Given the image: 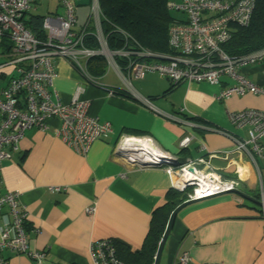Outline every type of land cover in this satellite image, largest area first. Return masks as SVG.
<instances>
[{
  "label": "crops",
  "instance_id": "crops-1",
  "mask_svg": "<svg viewBox=\"0 0 264 264\" xmlns=\"http://www.w3.org/2000/svg\"><path fill=\"white\" fill-rule=\"evenodd\" d=\"M91 2L78 1L76 28L91 19ZM63 12L58 0H42L30 8L24 21L30 20L35 26L36 15L44 18ZM11 48L0 45V65L9 58ZM55 68L49 88L56 90L63 102H69L81 90L82 98L91 102L90 113L100 121L111 122L113 131L95 140L86 154L76 152L53 133L58 119L49 120L47 131L36 126L26 131L1 170L2 192L19 191L21 206L27 212L28 252L4 250L7 264H93L91 245L108 237L122 239L133 250L142 247L153 210L164 203L178 178L162 163H131L127 156L130 149L116 148L121 139L150 140L162 156L176 161L184 157L186 161L179 163L205 157L214 167L241 178L251 196L260 184L254 165L243 154L233 151L218 158L207 154L234 148L232 136L245 133L232 124L229 114L245 108L264 110V96L233 95L219 101L216 95L220 85L203 81L174 84L156 77V73L132 78L134 90L149 98L162 111L159 113L147 108L123 80L112 83L105 81L106 74L92 75L104 86L94 85L62 57L55 59ZM243 73L264 86V62L245 66ZM14 74L12 65L0 68V90ZM133 81L143 82V88ZM181 120L191 124H181ZM185 135H191L192 142L180 148L179 141ZM245 167L250 169L252 181L240 173ZM91 205L95 210L89 213ZM260 207L235 192L185 206L177 214L161 262L175 264L176 258L186 252L188 264H264V212ZM7 212L8 206L3 207L0 216ZM38 251L45 255L42 263L30 256Z\"/></svg>",
  "mask_w": 264,
  "mask_h": 264
},
{
  "label": "built area",
  "instance_id": "built-area-1",
  "mask_svg": "<svg viewBox=\"0 0 264 264\" xmlns=\"http://www.w3.org/2000/svg\"><path fill=\"white\" fill-rule=\"evenodd\" d=\"M41 1L0 0V45L3 40L12 44L9 58L0 68L8 65L15 67V74L0 90V211L8 206V212L0 216V264L8 263L4 250L16 254L28 252L25 229L27 212L21 206L20 193L17 190L3 193L1 190L3 162L10 158L13 150L19 148L26 131L34 126L47 131L50 128L49 120L58 119L60 123L52 129L53 133L81 154H86L95 140L105 138L113 131L111 122L100 121L90 113L91 102L82 98L81 90L69 102H63L59 93L49 88L56 76L57 57L69 60L88 82L104 86L89 71V61L95 56H102L116 70L127 88L147 108L159 113L162 111L156 109L149 98L134 90L132 78L142 79L147 73H157L174 84L203 81L220 85L222 88L216 95L219 101L233 95L264 96V86L253 82L243 73L245 66L264 62V47L239 56L228 54L223 47L230 40L235 25L249 24L256 0H170L168 8L180 14L179 19L169 27L172 54H158L142 46L131 48L127 47V43L122 48L111 49L102 27L99 0L91 2L90 18L94 30L89 35L96 40L97 46L86 43V26L76 28L79 0H58L64 12L43 18L46 36L41 40L24 22L25 14ZM163 114L174 119L171 115ZM229 118L235 127L245 129V134L232 136V150L214 151L207 155L218 158L228 156L233 151L243 154L252 162L260 179L256 158H264V110L245 108L230 113ZM180 123L191 124L189 120H181ZM137 139L143 141L144 146L131 147L128 146L129 140L121 139L116 142V148L130 149L127 152L128 160L134 164L151 162L156 166L162 163L169 174H175L178 178L176 188L188 190L186 201L205 199L234 189L245 191L241 178L225 177L205 157L179 163L162 156L150 144V140ZM191 140V135L183 136L179 141L180 148L188 147ZM261 187L264 200V189ZM94 210V205L87 208L89 213ZM90 251L93 264H122L106 239L94 242ZM30 256L42 263L45 255L38 251L30 253ZM188 260V254L183 252L176 258L175 264H188Z\"/></svg>",
  "mask_w": 264,
  "mask_h": 264
},
{
  "label": "trees",
  "instance_id": "trees-1",
  "mask_svg": "<svg viewBox=\"0 0 264 264\" xmlns=\"http://www.w3.org/2000/svg\"><path fill=\"white\" fill-rule=\"evenodd\" d=\"M170 0H99L102 11V27L107 36L111 49L142 46L158 54H172L169 45V27L173 21L179 19L180 14L168 8ZM37 24L24 21L25 25L33 30L41 40L45 39L42 29V16L36 15ZM86 26L88 36L86 43L97 46L96 40L89 36L94 30V23L90 19ZM8 48L12 44L3 40ZM11 45V46H10ZM225 51L230 55H242L264 47V0H256L252 18L247 25H235L230 40L223 44ZM106 60L102 56H95L89 61V71L92 75L105 72ZM184 151V150H183ZM187 155V153H185ZM186 157V156H185ZM185 162L184 157L178 158ZM228 178H236L235 173L222 171ZM172 187L165 195L162 205L152 212L149 232L140 249L133 250L122 239L108 237L114 249L115 257L122 264H154L158 244L165 231L172 211L186 201V192ZM260 188L257 187L252 196L261 200ZM262 212V208L260 209Z\"/></svg>",
  "mask_w": 264,
  "mask_h": 264
},
{
  "label": "water",
  "instance_id": "water-1",
  "mask_svg": "<svg viewBox=\"0 0 264 264\" xmlns=\"http://www.w3.org/2000/svg\"><path fill=\"white\" fill-rule=\"evenodd\" d=\"M144 166H153V164H151V162H144L143 164ZM184 186L186 184L183 183ZM183 190V188H182ZM229 192H235V193H238L240 194L242 197L244 198H247L248 200L258 204L259 206L263 207L264 208V201L263 200H257L255 198H253V196H251L250 194L244 192V191H241L239 189H234L232 191H229ZM226 193V192H225ZM199 200H202V199H192V200H187L185 202H183L182 204L178 205L173 211L172 213L170 214V217H169V220L167 222V225H166V228H165V231L161 237V240L158 244V248H157V251H156V254H155V260H154V264H160V260H161V256H162V252H163V249H164V246H165V243L171 233V230L173 228V225H174V222H175V219L177 217V214L181 211V209H183L185 206L189 205V204H192V203H195Z\"/></svg>",
  "mask_w": 264,
  "mask_h": 264
},
{
  "label": "rangeland",
  "instance_id": "rangeland-1",
  "mask_svg": "<svg viewBox=\"0 0 264 264\" xmlns=\"http://www.w3.org/2000/svg\"><path fill=\"white\" fill-rule=\"evenodd\" d=\"M175 1H179V0H175ZM90 12H91V8H90ZM176 15H179L178 13H176ZM63 58V57H62ZM63 59H65V58H63ZM73 65V64H72ZM82 65L84 66L85 65V62L83 61L82 62ZM103 74H106V76H105V81H107V82H112V83H121L122 82V79H121V77L118 75V73L116 72V70L110 65V64H107V66H106V69H105V72L103 73ZM126 74V73H125ZM155 76L156 77H161L159 74H155ZM133 83H134V85L135 86H137V84H138V86L139 87H142L143 86V82L142 83H137V82H134L133 81ZM143 88V87H142ZM140 89V88H139ZM241 130H243V132L245 133L246 132V130L245 129H241ZM256 161H257V165H258V167H259V169H260V180H261V182H260V184L258 183V187H259V185H260V187L262 186L263 187V189H264V158L263 157H257L256 158ZM261 187V188H262ZM243 188H244V190L245 191H249L245 186H243ZM255 190V189H254ZM260 192H262L261 190H260ZM263 197V194L261 195V198ZM261 208V207H260ZM162 258V257H161ZM160 264H163L162 262H161V260H160Z\"/></svg>",
  "mask_w": 264,
  "mask_h": 264
},
{
  "label": "bare ground",
  "instance_id": "bare-ground-1",
  "mask_svg": "<svg viewBox=\"0 0 264 264\" xmlns=\"http://www.w3.org/2000/svg\"><path fill=\"white\" fill-rule=\"evenodd\" d=\"M128 146H131V147H139V146H144L143 145V141L137 139V138H129V143H128ZM249 168L248 167H245V168H241L240 170V173L242 174V176H245L244 178H248V179H251L252 177L249 176ZM252 181V179H251ZM250 181V182H251Z\"/></svg>",
  "mask_w": 264,
  "mask_h": 264
},
{
  "label": "clouds",
  "instance_id": "clouds-1",
  "mask_svg": "<svg viewBox=\"0 0 264 264\" xmlns=\"http://www.w3.org/2000/svg\"><path fill=\"white\" fill-rule=\"evenodd\" d=\"M237 178V177H236ZM260 188V187H259ZM241 191H243V190H241ZM244 192H246V191H244ZM262 194V193H261ZM261 200H263V198H261ZM264 201V200H263ZM262 209H263V212H264V208L263 207H261Z\"/></svg>",
  "mask_w": 264,
  "mask_h": 264
}]
</instances>
